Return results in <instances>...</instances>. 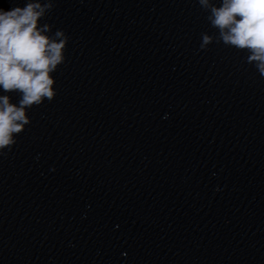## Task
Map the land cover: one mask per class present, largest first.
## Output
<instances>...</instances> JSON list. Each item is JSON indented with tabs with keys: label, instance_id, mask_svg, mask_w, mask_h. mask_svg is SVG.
<instances>
[{
	"label": "clouds",
	"instance_id": "9594fccd",
	"mask_svg": "<svg viewBox=\"0 0 264 264\" xmlns=\"http://www.w3.org/2000/svg\"><path fill=\"white\" fill-rule=\"evenodd\" d=\"M199 4L219 30L217 42L247 49L248 62L264 75V0H222L218 7L211 0ZM52 6L51 0H28L23 7L0 11V88L21 94L18 105L8 95L0 96V149L15 144L13 134L30 123L26 109L45 99L51 102L56 95L52 73L64 62L68 37L61 30L49 36L50 25H38ZM212 41L202 34L201 48Z\"/></svg>",
	"mask_w": 264,
	"mask_h": 264
}]
</instances>
